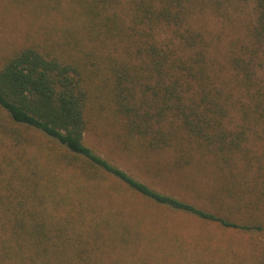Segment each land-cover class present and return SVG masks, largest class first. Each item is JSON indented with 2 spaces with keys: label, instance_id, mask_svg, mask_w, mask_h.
Returning a JSON list of instances; mask_svg holds the SVG:
<instances>
[{
  "label": "trees",
  "instance_id": "obj_1",
  "mask_svg": "<svg viewBox=\"0 0 264 264\" xmlns=\"http://www.w3.org/2000/svg\"><path fill=\"white\" fill-rule=\"evenodd\" d=\"M247 1L252 2L255 14L252 38L264 54V0ZM224 2L131 0L128 20L117 11L104 14L95 3L91 5L95 21L91 28L102 33L104 42L116 39L131 44L127 51L130 61L111 60L113 63L108 69L112 83L109 97L117 117L123 119L127 135L143 150L174 149L179 160L191 149L189 146L208 149L215 161L222 164L218 166L224 169L222 172L228 175V180L232 179L229 184L233 186L241 183L246 174H251L254 189L249 193L246 187L245 193L234 198V202L239 210L247 211L249 219L255 218L257 222L239 223L233 210L223 206H218L214 212L206 211L160 193L97 154L85 140L86 113L90 95H93L92 76L74 60L65 61L45 55L36 47H27L7 59L0 69V111L16 126V135L21 134L19 140L29 148H36L35 159L25 158L26 170L34 176L40 171L50 177L52 183L44 185L37 176L34 178L21 171L16 177H20L21 183L26 181L33 186L34 195L44 200L50 197L56 204L58 192L60 201L67 205H58L65 206L63 210L54 205L49 212L47 205H24V202L12 205V197L5 195L8 200L0 204V224H10L9 227L20 224V230L27 232L30 229H23L29 228L26 221L58 220L68 227H55L58 232L74 227V233L89 234L103 247L104 244L111 246L116 236L124 237L125 242L133 236L137 243L149 234L147 232L156 236L153 229H141L150 222L144 225L146 213L139 205H130V208L127 205H121L122 208L72 205L75 195H84L90 185L115 181L131 195L146 199L158 208L187 213L245 234L261 235L264 232V152L262 154L255 144L259 141L264 144V79L253 71L252 62L235 60L236 70L242 71L236 83L243 87L249 103L238 104L245 112L246 122L241 130L227 128L224 117L231 104L225 100L233 89L227 88V83L216 88L203 52V34L191 23L196 14ZM165 31L170 32L169 37L162 35ZM186 50L194 51L186 57L182 54ZM253 58L252 53L250 60ZM251 123L261 127L253 129ZM22 131L40 135L45 142L39 139V146H35L32 138L23 136ZM32 164L34 167L30 170ZM72 186L74 192L69 190ZM59 187L66 190L61 192ZM89 217L95 225L87 227V223H80V220L90 222ZM34 229L44 239L51 235L45 224H34L31 230ZM50 239L48 243L52 246L59 245L60 242L54 240L56 235ZM262 257L258 264H264V253Z\"/></svg>",
  "mask_w": 264,
  "mask_h": 264
},
{
  "label": "rangeland",
  "instance_id": "obj_2",
  "mask_svg": "<svg viewBox=\"0 0 264 264\" xmlns=\"http://www.w3.org/2000/svg\"><path fill=\"white\" fill-rule=\"evenodd\" d=\"M95 3L104 14L117 11L121 17L129 19L131 0H0V69L7 59L27 47H36L45 55L80 63L93 81V95H90L86 113L88 125L85 140L88 146L111 164L160 193L206 211L214 212L218 206H223L233 210L239 223L257 222L255 218L249 219L247 211L239 210L234 202V198L245 193L246 187L249 193L254 189L251 174H246L241 183L233 186L229 184L232 179L228 180V175L222 172L224 169L218 166L222 164L215 161L208 149L189 146L191 152L189 150L179 160L174 149L143 150L127 135L123 119L117 117L109 97L112 83L108 69L113 63L111 60L130 61L127 51L131 44L116 39L104 42L102 33L92 30L91 23L95 21L92 19L91 5ZM254 20L251 1L225 0L213 9L196 14L191 22L203 34V52L216 88H222L227 83V88L233 89L225 100L228 105L231 104L224 117L229 129L241 130L246 122L245 112L238 104L249 103L243 87L236 83L242 71L236 70L235 60L241 58L252 62L253 71L264 79V54L258 50L252 38ZM162 35L169 37L170 32L165 31ZM193 51L186 50L182 54L187 57ZM252 53L253 61L250 60ZM250 126L253 129L261 127L253 123ZM15 128L7 114L0 111V204L3 205L8 200L5 195H9L12 205L20 202H24V205H47L49 212H52L54 205L58 210L65 209V206H58L67 205V202L60 201L58 192V199H55L58 201L54 204L50 197L44 200L42 196L34 195L33 186L26 181L21 183L20 177H16L21 171L34 178L37 176L44 185L52 183L46 174L39 171L34 176L26 170L25 158L35 159L36 148H29L19 140L21 134L16 135ZM22 133L32 138L31 143L35 146H39V139L45 142L40 135ZM259 142L255 147H259L263 154L264 144ZM32 167L33 164L30 170ZM59 189L61 192L66 190ZM36 190L40 191L37 187ZM69 190L74 192L75 189L72 186ZM86 192L75 195L72 205H101L104 208L139 205L146 213L144 225L150 222L149 226L141 229H153L157 235H153L151 230L152 233L147 232L149 234L138 243L133 236L126 238L130 240L127 242L122 241L124 237L116 236L111 246L104 244L106 246L103 247L98 246L97 239L89 234L74 233V227L67 232H58L55 227L66 226L68 229L58 220L26 221L29 228L23 229H30L27 232L20 230V224L11 227L10 224H0V264H258L263 260L264 232L261 235L245 234L187 213L158 208L146 199L131 195L115 181L101 185L94 183ZM80 221L87 223V227L96 223ZM34 224H45L47 231L52 236L56 235L54 240L60 242L59 245L48 243L52 240L51 235L44 239L37 230H31ZM106 242L109 240L106 239Z\"/></svg>",
  "mask_w": 264,
  "mask_h": 264
}]
</instances>
